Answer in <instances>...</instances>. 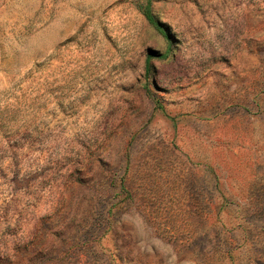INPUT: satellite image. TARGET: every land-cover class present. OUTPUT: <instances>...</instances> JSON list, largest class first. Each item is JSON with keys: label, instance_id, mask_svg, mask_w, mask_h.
<instances>
[{"label": "rangeland", "instance_id": "obj_1", "mask_svg": "<svg viewBox=\"0 0 264 264\" xmlns=\"http://www.w3.org/2000/svg\"><path fill=\"white\" fill-rule=\"evenodd\" d=\"M147 2L0 0V264H264V0Z\"/></svg>", "mask_w": 264, "mask_h": 264}, {"label": "trees", "instance_id": "obj_2", "mask_svg": "<svg viewBox=\"0 0 264 264\" xmlns=\"http://www.w3.org/2000/svg\"><path fill=\"white\" fill-rule=\"evenodd\" d=\"M148 2L144 5L142 8V12L146 18V20L154 26L160 33L165 34L164 28L162 26V23H160L153 15L150 7V0H147ZM150 57H146V71L148 72L150 69V64H149Z\"/></svg>", "mask_w": 264, "mask_h": 264}]
</instances>
